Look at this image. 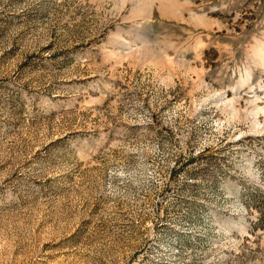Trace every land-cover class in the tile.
Masks as SVG:
<instances>
[{"label": "rangeland", "instance_id": "rangeland-1", "mask_svg": "<svg viewBox=\"0 0 264 264\" xmlns=\"http://www.w3.org/2000/svg\"><path fill=\"white\" fill-rule=\"evenodd\" d=\"M0 264H264V0H0Z\"/></svg>", "mask_w": 264, "mask_h": 264}]
</instances>
